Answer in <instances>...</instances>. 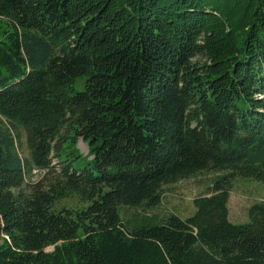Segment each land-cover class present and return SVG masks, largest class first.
Segmentation results:
<instances>
[{"label": "trees", "instance_id": "trees-1", "mask_svg": "<svg viewBox=\"0 0 264 264\" xmlns=\"http://www.w3.org/2000/svg\"><path fill=\"white\" fill-rule=\"evenodd\" d=\"M0 23V264H264V201L228 210L264 188V0H0ZM204 173L190 217L122 220Z\"/></svg>", "mask_w": 264, "mask_h": 264}, {"label": "rangeland", "instance_id": "rangeland-1", "mask_svg": "<svg viewBox=\"0 0 264 264\" xmlns=\"http://www.w3.org/2000/svg\"><path fill=\"white\" fill-rule=\"evenodd\" d=\"M1 24V23H0ZM77 89L80 85L76 84ZM25 137L21 133L18 142V152L22 158L27 157L25 147ZM76 149L82 155H87V146L78 141ZM40 174L33 172L31 176H27L28 182H35L39 179ZM216 178L215 174H200L188 180H182L175 184L166 185L162 188V195L159 205L156 207L143 208H123L121 209L122 220L137 215V218H151L159 221L168 215H175L182 220L190 217L194 212L193 200L199 196L207 194L211 181ZM264 201V188L257 182L251 180H238L234 183L229 195L228 210L229 221L233 224H241L247 220V209L254 203ZM87 204L82 202L75 195L57 202L53 210L59 212L62 210L80 211Z\"/></svg>", "mask_w": 264, "mask_h": 264}]
</instances>
